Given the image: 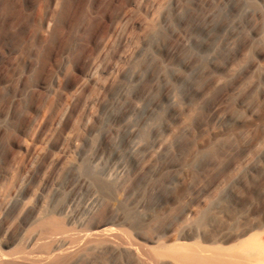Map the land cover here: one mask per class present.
Wrapping results in <instances>:
<instances>
[{
  "label": "rangeland",
  "instance_id": "obj_1",
  "mask_svg": "<svg viewBox=\"0 0 264 264\" xmlns=\"http://www.w3.org/2000/svg\"><path fill=\"white\" fill-rule=\"evenodd\" d=\"M170 128L152 167L125 153L128 130L149 148ZM118 151L123 179L98 159ZM41 201L58 225L36 223L44 236L114 229L157 264L174 248L251 259L264 242V0H0L1 250L28 251ZM69 264L138 258L105 248Z\"/></svg>",
  "mask_w": 264,
  "mask_h": 264
},
{
  "label": "bare ground",
  "instance_id": "obj_2",
  "mask_svg": "<svg viewBox=\"0 0 264 264\" xmlns=\"http://www.w3.org/2000/svg\"><path fill=\"white\" fill-rule=\"evenodd\" d=\"M50 25V23H49ZM232 38V37H231ZM218 78L216 83H219ZM116 129L112 128L110 130L111 134H115ZM174 134V129L170 128L162 133H158L155 136V143L149 147L145 148L140 142L137 141L138 133L136 129L128 130L127 134H124V138L127 139V145L124 149L125 153L131 158L137 159L141 162V169L145 170L148 167L155 165L157 158L164 153L167 144L170 142ZM139 140V139H138ZM197 150H191L187 156L184 167H189V164L195 158ZM99 163H103L104 172L107 177L114 179H123L131 171L129 162L121 158V152H114L112 155L103 154L98 156ZM97 160V159H96ZM57 174V172H56ZM58 175V174H57ZM51 183L52 187H55L56 178ZM87 181L80 182L75 180L69 184V187L76 190L79 185L83 188L87 186ZM82 188V189H83ZM184 187L181 185V190ZM81 192V191H80ZM30 194H27L22 199V207L26 209L28 200L30 199ZM46 199V197L44 198ZM43 199V200H44ZM83 199V197H81ZM80 199V200H81ZM45 201H41L38 208V215L27 224L23 231V235L19 240V244L25 246L28 251L16 250V252H6L0 249V264H69L74 259L79 258L81 255H86L88 251H100L105 248L113 249L116 252L127 250L136 253L138 258V264H157V259L148 260L145 258L144 253L141 252L137 247L127 241L121 232H117L114 229H102L95 230L88 233H78L77 235L69 233H56L51 236H44L40 233L32 232L33 227L36 223L46 220L48 217L40 218L42 213V208ZM47 203V202H46ZM97 203V198L93 195H89L84 198L83 206L84 210H88L95 206ZM73 205V204H72ZM77 207V206H76ZM73 208L67 214L70 223L83 224L82 220H78L81 212L77 208ZM22 208V209H23ZM23 209V210H24ZM50 217V215H49ZM54 221V219H53ZM51 219L46 220V222L51 223L53 230L58 227ZM50 225V224H48ZM10 229V228H9ZM264 234V227L262 228ZM50 230V229H49ZM108 230V231H107ZM192 239L196 240L197 237L193 236ZM254 240V239H252ZM261 243V244H260ZM43 246L52 247V251L40 252L38 248ZM199 249V248H198ZM201 250V249H200ZM245 252V249H244ZM173 254L177 259L169 261L166 264H179V259H185L187 264H264V242L263 240L253 241L249 244L247 249V255L251 259L245 257L241 258H225L222 255L217 256V254L212 255H201V251L197 249H192L187 251H181L178 248H174L170 251L159 253V256H169ZM246 255V256H247ZM152 257V256H151Z\"/></svg>",
  "mask_w": 264,
  "mask_h": 264
}]
</instances>
